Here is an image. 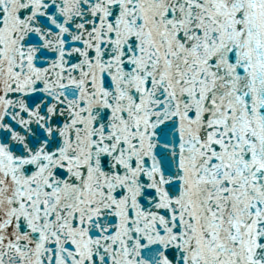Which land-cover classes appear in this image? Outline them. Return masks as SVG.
<instances>
[{
  "label": "snow or ice",
  "instance_id": "obj_1",
  "mask_svg": "<svg viewBox=\"0 0 264 264\" xmlns=\"http://www.w3.org/2000/svg\"><path fill=\"white\" fill-rule=\"evenodd\" d=\"M0 264H264V0H0Z\"/></svg>",
  "mask_w": 264,
  "mask_h": 264
}]
</instances>
